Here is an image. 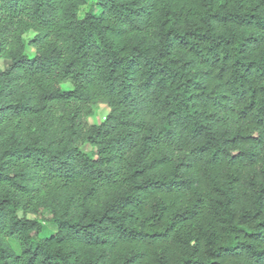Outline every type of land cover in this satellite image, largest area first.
Instances as JSON below:
<instances>
[{
    "label": "trees",
    "instance_id": "trees-1",
    "mask_svg": "<svg viewBox=\"0 0 264 264\" xmlns=\"http://www.w3.org/2000/svg\"><path fill=\"white\" fill-rule=\"evenodd\" d=\"M0 60V264H264V0H0Z\"/></svg>",
    "mask_w": 264,
    "mask_h": 264
},
{
    "label": "rangeland",
    "instance_id": "rangeland-1",
    "mask_svg": "<svg viewBox=\"0 0 264 264\" xmlns=\"http://www.w3.org/2000/svg\"><path fill=\"white\" fill-rule=\"evenodd\" d=\"M27 51H28V53L31 56L35 55V49L33 47H28ZM6 64H7L6 61L0 60V66L1 67H4ZM62 87H64L65 89H69V88H72V85L70 83H65V84L62 85ZM109 111H110V109L105 104L95 105L94 108H93L92 115L88 118L89 123L90 124H99V123H101L106 118V116L108 115ZM52 230H53L52 227H49V228H47L44 231V233L49 235Z\"/></svg>",
    "mask_w": 264,
    "mask_h": 264
}]
</instances>
